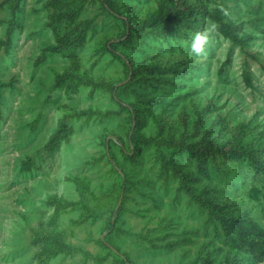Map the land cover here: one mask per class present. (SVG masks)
Masks as SVG:
<instances>
[{
  "label": "rangeland",
  "instance_id": "rangeland-1",
  "mask_svg": "<svg viewBox=\"0 0 264 264\" xmlns=\"http://www.w3.org/2000/svg\"><path fill=\"white\" fill-rule=\"evenodd\" d=\"M9 1L0 0V264H200L205 255L217 264L234 254L237 264H253L161 168L155 146L134 145L129 135L132 107L141 110L135 130L149 135L155 114L166 116L167 130L179 125L181 107L192 116L193 103L207 100L230 125L264 132V0H203L226 20L242 22L238 34L253 39L241 46L207 20L199 31L210 40L199 55L188 47L192 34L124 30L123 18L137 20L160 0H110L113 11L101 0H67L71 20L55 19L49 0H20L7 37ZM86 18L92 22L81 46L50 49ZM74 61L78 74L113 83L115 95L104 87L57 84ZM138 62H159L164 78L136 79ZM88 109L100 114L82 113ZM163 150L194 174L203 196L264 227V176L246 158H208L202 171L186 152ZM54 195L76 203L49 225ZM41 227L80 250L39 258L31 232Z\"/></svg>",
  "mask_w": 264,
  "mask_h": 264
},
{
  "label": "trees",
  "instance_id": "trees-1",
  "mask_svg": "<svg viewBox=\"0 0 264 264\" xmlns=\"http://www.w3.org/2000/svg\"><path fill=\"white\" fill-rule=\"evenodd\" d=\"M103 9L113 11V3L110 0H101ZM20 0H10V19L6 29V36L12 32L15 14L19 9ZM50 7L54 10L55 19L71 20L75 12L69 8L67 0H49ZM213 21L218 24L220 31L229 37L233 42L245 46L248 40L253 39V35H239L242 22H231L216 11H212L203 0H160L155 9L144 14L137 20H132L131 16L123 18L124 30L126 32H139L140 30L159 31L167 33L172 30L189 37L203 28L205 22ZM92 20L86 18L75 24L71 29L56 37L55 45L50 47L54 52H64L77 49L81 46L86 32L91 26ZM185 60V58H184ZM182 62H184L182 60ZM131 65V61L127 66ZM131 73L136 75V79L148 81H161L164 78L163 66L159 62L145 63L138 62ZM77 62H71L69 66L56 76V83L61 84L66 81L76 85H86L92 88L104 87L115 95L116 87L113 83L103 80L96 81L87 74H78ZM137 71L139 74H137ZM0 86L3 84L0 82ZM152 103V98L146 99ZM122 107V106H121ZM168 103L161 104L162 111H165ZM140 108L132 107L131 120L134 128L129 135V141L152 144L158 153L159 163L162 169L169 170L177 178L178 188L192 197L196 203L205 208L209 217L216 219L229 243L237 250L246 252L249 260L253 264H260L264 261V227L249 218L247 212L230 214L226 206L214 198L203 196L201 190H196L193 185L194 174L189 171L177 157L167 156L163 151L167 149H178L186 152L198 163V168L203 171V163L208 158L223 156L229 159L246 158L248 164L264 176V132H254L244 122L230 125L227 116L219 111L212 100H207L199 106L193 103V112L190 116L186 106L181 107L178 112V126H167V118L162 112L153 117L155 130L149 135L137 132L135 129L140 123ZM86 115L100 114L99 110H84ZM212 117H209L211 116ZM210 119V120H209ZM58 132L54 135L57 136ZM136 153V150H133ZM48 203L52 207V212L47 219V224L52 225L57 220L59 214L64 209L75 205L76 202L66 200L62 196H50ZM80 204V203H79ZM85 208V206L83 205ZM89 215H94L88 209ZM114 212V210H113ZM44 227L32 230L31 241L37 245L39 258L56 255L67 250H80L64 240L58 234H53L43 230ZM102 242V239H100ZM115 249V248H114ZM200 264H208L207 256H198ZM239 257H222L217 264H237ZM131 264V262H128Z\"/></svg>",
  "mask_w": 264,
  "mask_h": 264
},
{
  "label": "clouds",
  "instance_id": "clouds-1",
  "mask_svg": "<svg viewBox=\"0 0 264 264\" xmlns=\"http://www.w3.org/2000/svg\"><path fill=\"white\" fill-rule=\"evenodd\" d=\"M209 40L210 35L208 31H198L192 35L188 47L192 53L199 55L205 51Z\"/></svg>",
  "mask_w": 264,
  "mask_h": 264
}]
</instances>
